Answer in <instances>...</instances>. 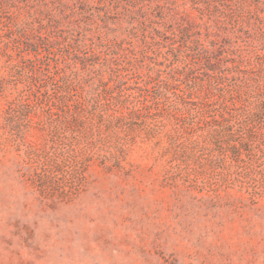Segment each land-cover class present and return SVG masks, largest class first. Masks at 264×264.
I'll list each match as a JSON object with an SVG mask.
<instances>
[{
	"label": "rangeland",
	"instance_id": "obj_1",
	"mask_svg": "<svg viewBox=\"0 0 264 264\" xmlns=\"http://www.w3.org/2000/svg\"><path fill=\"white\" fill-rule=\"evenodd\" d=\"M0 264H264V0H0Z\"/></svg>",
	"mask_w": 264,
	"mask_h": 264
}]
</instances>
